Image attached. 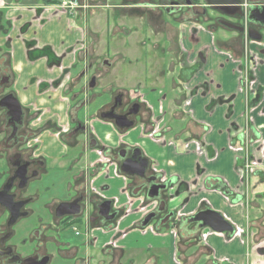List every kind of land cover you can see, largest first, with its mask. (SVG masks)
<instances>
[{
  "label": "flooded vegetation",
  "instance_id": "flooded-vegetation-1",
  "mask_svg": "<svg viewBox=\"0 0 264 264\" xmlns=\"http://www.w3.org/2000/svg\"><path fill=\"white\" fill-rule=\"evenodd\" d=\"M113 1L115 3L110 6L114 10H109L111 7L107 4L104 6L108 8L104 24L110 26L113 19L123 17L119 14L123 13L122 9H159L150 30L148 25L151 23L144 12L145 16L139 15L144 26L129 31L140 36V40L141 37L144 39L139 42L136 37L132 45L127 43L134 50L140 48L147 66L154 64L148 53L152 57L157 54L165 68L171 60L161 55L163 51L169 53L168 40L163 38L161 45H164L159 51L160 41L154 47L155 42L151 43L150 39L154 30L166 28V19L161 18L162 15L169 20V30L175 27L179 15L196 24L201 20L199 25L216 33L224 31L234 36L245 34L247 37L246 30L252 27L261 34V39L255 41L264 40V25L257 20L264 9V0H236L244 13L241 16L228 15L209 6L207 0ZM47 6L74 17L61 8L58 0H43L34 10L41 24L40 15ZM194 6L199 7L196 8L198 12L194 11ZM227 23L244 27V32L230 28ZM11 25L0 5V264H170L171 261L181 264L175 242L173 248L165 246L161 249L157 262L148 261L145 252L141 251L136 254H141L142 258H136L134 254L128 256V250L120 242L128 234V230L122 228V222L129 215H136L132 227L138 228L141 235L148 232L158 235L166 232L161 228H166L174 239L186 235L187 241H194L196 247L205 242L204 230L215 232L207 227L199 228L202 221L195 219L200 212L215 211L208 201L202 200L205 206L190 213L182 212L184 205L171 208V201L178 196V191L170 192L175 183L154 167L138 144L127 141L129 131L139 128L140 135L154 143L172 142L173 139L165 137L166 129L160 126L161 121H169L166 112L171 98L160 96L162 99L157 103L161 102L162 111L156 115L153 104L140 96L138 88L129 92L125 79L129 70L123 68L124 62H130L124 54L128 47L112 46L113 38L109 33L103 32L107 39L103 47L105 56L102 52L96 53V47L91 51L84 45L69 48L66 55H56L45 46L36 49L33 40L23 41L24 63L19 62L17 67L10 43L1 41L2 37L7 39ZM85 37L86 33L84 40ZM115 39L122 38L115 36ZM149 44H153V50ZM112 47L115 51L110 58ZM67 56L70 62L65 65ZM251 61L254 65L258 63L253 57ZM25 64H42L48 77L21 79L27 74H24ZM171 75L172 72L166 77ZM105 77L107 81H102ZM27 89H32L37 97L51 94L56 110L28 101L24 93ZM165 90L170 95L167 88ZM260 94L261 90L257 88L255 99ZM98 125L104 126V133L97 130ZM199 139L202 138L198 135L181 142L200 144ZM125 160L136 169L135 173L128 175L119 171ZM112 166L114 174L124 176L126 180V187L121 192L125 194V203L117 196L107 195V179ZM204 186L218 191L228 200L234 194L236 198L241 197L236 202L247 203L244 200L246 193L228 189L218 177L205 178ZM154 191L156 193L152 194ZM147 216H150L147 223L142 225ZM225 220L232 225V232L215 233L235 235L238 229ZM184 226L186 231L181 234L175 231L176 227ZM241 235L244 237L243 232ZM100 236L102 240H99Z\"/></svg>",
  "mask_w": 264,
  "mask_h": 264
},
{
  "label": "crops",
  "instance_id": "crops-1",
  "mask_svg": "<svg viewBox=\"0 0 264 264\" xmlns=\"http://www.w3.org/2000/svg\"><path fill=\"white\" fill-rule=\"evenodd\" d=\"M41 2L43 0L0 1L12 24L7 39L2 37L1 41L7 40L11 47L16 39L21 43L13 48L15 55L17 52V67L22 55L20 45L24 51L23 41L33 40L36 49L45 46L56 55H66L69 48L84 45L86 27L74 22V17L47 6L40 15L41 24L34 12ZM64 28L68 32H63ZM176 42L175 55L179 51L184 59L174 65L177 82L173 83L177 94L172 93L171 100L176 99L179 104L173 102L174 112L170 114L167 110L169 121H161L160 126L166 129L165 137L178 141L154 143L141 136L139 128L129 131L128 137L142 148L155 168L175 183L170 192L178 191V196L171 201V208L184 205L182 212L190 213L203 208L202 200L205 199L210 208L221 213L238 232L229 236L204 230L205 242L196 247L194 241H187L186 235L174 239L166 228L161 231L168 233L141 235L135 231L136 227H132L136 215H129L126 218L129 220L122 226L128 234L120 242L128 250V256L145 252L150 262H157L161 249L165 246L173 248L175 242L181 264H264V41L250 40L245 34L216 33L187 20L178 30ZM252 57L257 64L252 63ZM69 62V56L65 57L64 64ZM156 69L165 78L162 64ZM29 76L30 73L21 79L27 81ZM152 77L149 72L148 80ZM142 86L144 98L153 104L155 114L160 115L161 102L157 103V100L162 99L160 96H169L165 88L157 84L161 89L154 91L149 89L151 85ZM254 87L261 90L257 99L250 93ZM106 127L114 133L108 124ZM198 135L202 138L200 144L181 142L188 136L195 138ZM136 136L139 139L135 140ZM207 177H218L228 189L246 193L244 200L247 203L236 202L240 196L236 198L233 194L228 200L218 191L205 187ZM114 180L115 186L111 189L110 185L107 195L117 196L125 203V194L121 192L126 187V180L124 176H116L112 166L107 183ZM175 231L181 234L186 231L185 226L176 227ZM131 235L139 238L131 243ZM199 254L203 257L199 258ZM170 264L177 263L171 261Z\"/></svg>",
  "mask_w": 264,
  "mask_h": 264
},
{
  "label": "rangeland",
  "instance_id": "rangeland-1",
  "mask_svg": "<svg viewBox=\"0 0 264 264\" xmlns=\"http://www.w3.org/2000/svg\"><path fill=\"white\" fill-rule=\"evenodd\" d=\"M105 1H107V0H78V7H76L75 10L71 13V15H74V21L75 22L77 21L78 23H80V25H83L86 27V36L87 37H85L84 46L89 47L91 49V51H95L97 49L96 53L102 52L103 53L102 56H105L103 47L105 46V41L107 39H104V33H106V35H107V33H109V35H112V38H113V40H111L112 46L123 47L124 49H125V47H128L125 50L127 51V53L129 55L127 53H124V54L126 55L127 60H130V62H124L123 68H125L124 70H126L128 67V70H129V72L126 73V75H125V79L127 81V89H130L129 92L133 88H138L140 96L145 97V93H144L145 90L142 88L143 87L142 85H144V87L151 85L149 89L155 91L156 89H161V88L157 87V84H158L161 87L163 86V88H165V89L167 88V91L170 94L169 98L172 97V93H173V95L177 94V93H175L176 91L174 92V89H176V87H175V83H173V82H177V79H176V77H174L173 72H174V68L176 66L175 65L176 61L178 63V62L182 61L184 59V57H183V55H180L179 51H177V54L175 55V53H176L175 43L178 42V45L180 44V42L178 40L176 42V35H177L178 30L182 27L184 22L188 20V18L185 16L180 18L179 15H177L178 18H176V21L174 22L175 27L173 29L171 28L169 30V27H170V26H168V25H170V24H168L169 20H168V18H165L166 16L162 15L161 18L166 19V23H165L166 28L163 29V27H161V29L158 30L156 27L157 31L154 30L153 36L152 35L150 36L151 43L155 42L154 47H156L157 43H159V41H160L159 51L161 50V48H163V45H164V43L161 45V43L163 42V38L167 39L169 44H170V46L168 44L167 45L169 48V53L171 52V54H169V53L164 54V51H163V54H161L162 56H166L168 61H169V59H171L169 61L168 66L166 68L163 67V70L166 71L164 73L165 78H163L160 73H157L158 71L156 69L161 64H162V66H164L162 61H159V58H158L159 56H157V54H154V56L152 57L151 53H148V55L152 59L151 62H154V64H149L148 66L145 65L146 64L145 63V56L140 54L141 53L140 48H139L140 51L134 50L131 46L132 42L135 41L137 36L135 33L129 32V31H136L139 28H141L143 23H141V18H140L141 15L140 14H144V12H147V14H148V19H149L148 22L151 24L150 25L147 24V25H148V28L150 30L151 25H152L151 21H154L153 23L155 24V19L157 20V18H158L157 15H159V9L149 10L148 8H151V7L132 8V9H128L125 11H124V9H122L123 13H119V14H122L123 17L119 18L117 20L113 19L111 22V26H110L109 24H104V20H105V16H106V10H108V8L104 7V6H106V4L110 6V5H112V3H115V1H113V0L107 1V2H105ZM93 2H95L94 5H92ZM85 3H86V6H85ZM109 10H114V9H113V7H111V8H109ZM134 10H136V11L134 12ZM110 13L113 14L114 12L110 11ZM139 15H140V17H139ZM144 16H145V14H144ZM190 22L197 25L196 24L197 22H195V21H190ZM198 22L201 23V20ZM199 24H198V26L202 27ZM63 32H68V31L64 28ZM157 33H158V35H157ZM39 35H40V33H39ZM115 36L116 37L119 36L123 40L122 39H115ZM137 38L139 39V42L144 40V39H142V37L140 40V36ZM127 41L130 42L131 47L128 45ZM18 43H20L19 40H17V39L14 40L12 49L13 48L15 49L16 44H18ZM140 46H143V45H140ZM149 46L151 47L152 50L154 49V48H152L153 44L152 45L149 44ZM95 47H96V49H95ZM20 48H21V53H22L23 57L19 56V54H18V56L21 58L19 61L24 63V59H23L24 54L22 51V45H20ZM114 51L115 50L112 47L111 55H109L110 58H111L112 54L114 53ZM16 59H17V52H16ZM146 66H147V68H145ZM113 71H114V69H113ZM171 71H172V75L169 78H167L166 75H168V73H171ZM149 72L153 76L151 78V80H148ZM26 73L27 74L30 73V77L31 76H41V77H45V78L48 77L47 72L45 71V68H43L42 64H40V65L25 64L24 74H26ZM142 80L145 81L146 84L149 82V85H146L144 82L142 83ZM102 81H107V77L103 78ZM171 90H172V92L170 93ZM245 91L247 92V94L251 93L252 96H254L255 92H256V88L255 87L252 88L250 90V93H249V90L247 88H245ZM180 92L183 95V90L181 88H180ZM24 93L27 96L28 101H30V102L35 101L36 104L41 103L44 106L49 107L51 110L52 109L56 110V107L54 105V99H53L54 97L51 94L46 95V96H42V97H37L34 94L32 89H27L26 91H24ZM257 93H258V90H257ZM174 101H176V103H178V101L176 99H173L170 103V106L167 107L170 114H172V112H174L173 108L171 107ZM157 115H159V114H157ZM107 129H108V127H107ZM97 130L100 133H104V126L102 127V126L98 125ZM137 138H138V136L135 137V140H137ZM189 138H190V136H188L187 139H189ZM135 140H133V141H135ZM127 141H130L129 143H133L131 140H127ZM115 183H116L115 180L113 183H112V181H109L108 182L109 187L111 185V189L114 188ZM128 220L129 219H124L122 226H124V224ZM135 231L139 233L137 228L135 229ZM138 236H141V235L138 234ZM135 238L138 239L139 237H137L136 235H134V236L131 235L129 237V240L131 239V243H133ZM99 240H102V236H100ZM133 254L134 253H131V256ZM134 255L136 258L140 257L139 254H134Z\"/></svg>",
  "mask_w": 264,
  "mask_h": 264
},
{
  "label": "water",
  "instance_id": "water-1",
  "mask_svg": "<svg viewBox=\"0 0 264 264\" xmlns=\"http://www.w3.org/2000/svg\"><path fill=\"white\" fill-rule=\"evenodd\" d=\"M208 5H212V7L221 10L222 12L228 14V15H233V14H238V15H243V10L241 9V6L239 5V3L236 0H207ZM196 8H199L197 6H194V11L198 12V10H196ZM233 8L234 11L233 12H229L228 9ZM199 12H203V10H199ZM261 16L257 17V20L262 22L264 25V9L263 11L260 13ZM227 25L230 28H234L239 32H244V27H240L234 24H230L227 23ZM246 34L247 37L251 40H260L261 39V34L254 28L252 27H248L246 30ZM117 126H119L116 123ZM134 167L128 162V161H124L120 164L119 166V171L128 175H131L133 173H135ZM156 186H155V190H156ZM156 193L155 191L152 193L154 194ZM151 194V195H152ZM150 195V194H149ZM150 195V196H151ZM150 216H147L146 218H144L142 225H145L147 223V219ZM196 220H200L202 221L199 224V228L201 227H207L210 228L211 230L215 231V232H229L231 233L233 230V227L230 223H228L219 213H217L216 211H212V210H205L203 212H200L197 217L195 218Z\"/></svg>",
  "mask_w": 264,
  "mask_h": 264
},
{
  "label": "built area",
  "instance_id": "built-area-1",
  "mask_svg": "<svg viewBox=\"0 0 264 264\" xmlns=\"http://www.w3.org/2000/svg\"><path fill=\"white\" fill-rule=\"evenodd\" d=\"M58 4L64 10H67L69 13H72L76 7H78V0H58Z\"/></svg>",
  "mask_w": 264,
  "mask_h": 264
},
{
  "label": "bare ground",
  "instance_id": "bare-ground-1",
  "mask_svg": "<svg viewBox=\"0 0 264 264\" xmlns=\"http://www.w3.org/2000/svg\"><path fill=\"white\" fill-rule=\"evenodd\" d=\"M69 14H71V13H69Z\"/></svg>",
  "mask_w": 264,
  "mask_h": 264
}]
</instances>
